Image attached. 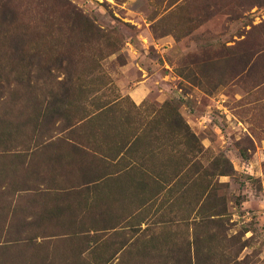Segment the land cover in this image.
<instances>
[{
    "label": "rangeland",
    "instance_id": "rangeland-1",
    "mask_svg": "<svg viewBox=\"0 0 264 264\" xmlns=\"http://www.w3.org/2000/svg\"><path fill=\"white\" fill-rule=\"evenodd\" d=\"M0 264H264V0H0Z\"/></svg>",
    "mask_w": 264,
    "mask_h": 264
},
{
    "label": "trees",
    "instance_id": "trees-1",
    "mask_svg": "<svg viewBox=\"0 0 264 264\" xmlns=\"http://www.w3.org/2000/svg\"><path fill=\"white\" fill-rule=\"evenodd\" d=\"M176 117H178V120H180L181 117H179V114H176ZM180 123V121H179ZM176 122L177 124V131L181 134V138L183 139V146L186 150L192 149V151H195V149H198V140L192 134L191 132H188V129H184L180 127V124ZM188 128V127H187ZM213 172H211L210 176H225L228 175V170L220 166V163L216 162L212 166ZM224 212V204L222 203V199H218L217 203L214 205L213 208V214L212 216L214 217L215 222L220 223L222 222L221 216L223 215Z\"/></svg>",
    "mask_w": 264,
    "mask_h": 264
},
{
    "label": "crops",
    "instance_id": "crops-1",
    "mask_svg": "<svg viewBox=\"0 0 264 264\" xmlns=\"http://www.w3.org/2000/svg\"><path fill=\"white\" fill-rule=\"evenodd\" d=\"M132 96H134L138 100H141L142 99V97L140 96V92L138 91V88L135 89V90H133Z\"/></svg>",
    "mask_w": 264,
    "mask_h": 264
}]
</instances>
